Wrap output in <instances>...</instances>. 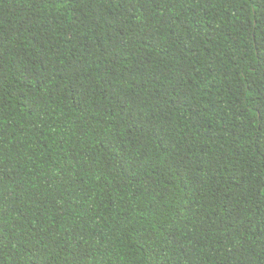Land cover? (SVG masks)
Here are the masks:
<instances>
[{
  "label": "trees",
  "instance_id": "1",
  "mask_svg": "<svg viewBox=\"0 0 264 264\" xmlns=\"http://www.w3.org/2000/svg\"><path fill=\"white\" fill-rule=\"evenodd\" d=\"M0 264H264V0H0Z\"/></svg>",
  "mask_w": 264,
  "mask_h": 264
}]
</instances>
